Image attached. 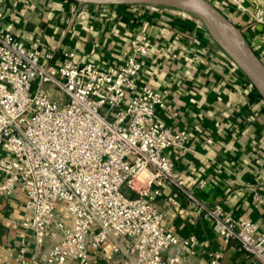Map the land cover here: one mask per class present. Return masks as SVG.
<instances>
[{"label": "built area", "instance_id": "1", "mask_svg": "<svg viewBox=\"0 0 264 264\" xmlns=\"http://www.w3.org/2000/svg\"><path fill=\"white\" fill-rule=\"evenodd\" d=\"M208 1L264 23L262 9L246 0ZM147 53L139 44L122 64H110L80 62L65 50L55 61L39 38L27 45L0 23V192L25 197L29 233L21 234L19 263L29 235L32 258L44 264H91L92 255L109 264H188L184 254L194 255L198 239L167 230L156 205L167 183L212 220L224 244L236 241L250 264H264V220L195 203L185 188L176 162L190 149L189 132L158 118L163 95L140 83ZM167 204L180 206L174 196ZM223 256L215 249L207 264H223Z\"/></svg>", "mask_w": 264, "mask_h": 264}, {"label": "crops", "instance_id": "2", "mask_svg": "<svg viewBox=\"0 0 264 264\" xmlns=\"http://www.w3.org/2000/svg\"><path fill=\"white\" fill-rule=\"evenodd\" d=\"M245 3L250 9L258 6L264 15V0ZM219 10L241 29L249 45L263 53L264 23H254L249 13L239 12L233 4H220ZM0 17V23L27 45L39 38L43 50L55 51V61L62 51L74 50L80 62L122 64L134 47L147 46L140 83L163 95L166 107L158 109V118L189 132L190 149L176 168L195 203L218 205L236 218L264 220L263 99L192 15L150 4L0 0ZM150 64L155 65L153 72L148 71ZM45 88L53 92L49 85ZM200 178L207 180L202 189L196 186ZM168 196L177 198L180 206L168 205ZM24 199L19 189L10 195L0 192V264H44L32 258L29 235L24 261L18 262L21 234L29 233L23 221ZM156 205L167 230L180 238L193 234L198 239L194 255L184 254L188 264H207L209 253L218 248L223 249V264H250L238 243L224 244L212 220L179 188L164 184ZM175 251L173 247L169 252ZM91 264L109 262L92 255Z\"/></svg>", "mask_w": 264, "mask_h": 264}, {"label": "water", "instance_id": "3", "mask_svg": "<svg viewBox=\"0 0 264 264\" xmlns=\"http://www.w3.org/2000/svg\"><path fill=\"white\" fill-rule=\"evenodd\" d=\"M95 4H150L173 7L197 18L210 38L239 67L264 101V62L241 29L208 0H76Z\"/></svg>", "mask_w": 264, "mask_h": 264}, {"label": "rangeland", "instance_id": "4", "mask_svg": "<svg viewBox=\"0 0 264 264\" xmlns=\"http://www.w3.org/2000/svg\"><path fill=\"white\" fill-rule=\"evenodd\" d=\"M192 17H194V16L192 15ZM195 19H197V18H195ZM197 21H199V20L197 19ZM199 23H200V21H199ZM261 37H262V40L264 41V33L262 34ZM250 47L259 56V58L262 59L263 62H264V51H263V53H261L260 50L258 49V47L257 46H254V45H252V46L250 45Z\"/></svg>", "mask_w": 264, "mask_h": 264}, {"label": "trees", "instance_id": "5", "mask_svg": "<svg viewBox=\"0 0 264 264\" xmlns=\"http://www.w3.org/2000/svg\"><path fill=\"white\" fill-rule=\"evenodd\" d=\"M216 7L219 9V5H216Z\"/></svg>", "mask_w": 264, "mask_h": 264}]
</instances>
